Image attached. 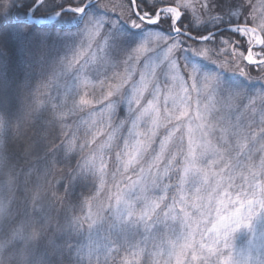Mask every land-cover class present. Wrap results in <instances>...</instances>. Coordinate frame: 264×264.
Segmentation results:
<instances>
[{
    "label": "snow or ice",
    "instance_id": "snow-or-ice-1",
    "mask_svg": "<svg viewBox=\"0 0 264 264\" xmlns=\"http://www.w3.org/2000/svg\"><path fill=\"white\" fill-rule=\"evenodd\" d=\"M10 38L0 264H264V0H4Z\"/></svg>",
    "mask_w": 264,
    "mask_h": 264
},
{
    "label": "rangeland",
    "instance_id": "rangeland-1",
    "mask_svg": "<svg viewBox=\"0 0 264 264\" xmlns=\"http://www.w3.org/2000/svg\"><path fill=\"white\" fill-rule=\"evenodd\" d=\"M37 18H39L40 21H49L46 17H43L42 15H36ZM25 18L24 15H21L19 19ZM4 63V59L0 60V66H2ZM2 68V67H1ZM0 68V70H1ZM115 191V189H113ZM171 195V193L169 194ZM234 245V254L239 255L242 259L245 255H247L249 244H248V234L245 230H241L237 233L235 241H233ZM132 250L131 249H121L118 254H113L115 256V264H122V262L127 259L128 261H131L133 259L131 255ZM253 256H255V249L252 250Z\"/></svg>",
    "mask_w": 264,
    "mask_h": 264
},
{
    "label": "trees",
    "instance_id": "trees-1",
    "mask_svg": "<svg viewBox=\"0 0 264 264\" xmlns=\"http://www.w3.org/2000/svg\"><path fill=\"white\" fill-rule=\"evenodd\" d=\"M3 2L4 0H0V5H2ZM42 12H43V6L37 9L36 15H41ZM0 68L1 70L11 71V72L19 71L20 56H19V52L17 50V45H16L14 38H10L8 40V55L4 59V63L2 66H0ZM252 74L259 75V73L255 69H252Z\"/></svg>",
    "mask_w": 264,
    "mask_h": 264
},
{
    "label": "water",
    "instance_id": "water-1",
    "mask_svg": "<svg viewBox=\"0 0 264 264\" xmlns=\"http://www.w3.org/2000/svg\"><path fill=\"white\" fill-rule=\"evenodd\" d=\"M27 19V17H25V18H23V19H20L21 21H25ZM41 23H43V24H52V23H54L55 21H40Z\"/></svg>",
    "mask_w": 264,
    "mask_h": 264
},
{
    "label": "bare ground",
    "instance_id": "bare-ground-1",
    "mask_svg": "<svg viewBox=\"0 0 264 264\" xmlns=\"http://www.w3.org/2000/svg\"><path fill=\"white\" fill-rule=\"evenodd\" d=\"M21 19H23V18H21ZM53 24V23H52Z\"/></svg>",
    "mask_w": 264,
    "mask_h": 264
}]
</instances>
